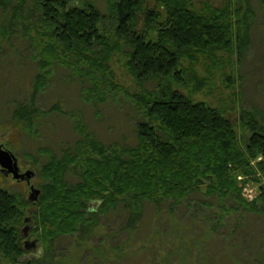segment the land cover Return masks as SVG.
Returning a JSON list of instances; mask_svg holds the SVG:
<instances>
[{"label": "trees", "instance_id": "trees-1", "mask_svg": "<svg viewBox=\"0 0 264 264\" xmlns=\"http://www.w3.org/2000/svg\"><path fill=\"white\" fill-rule=\"evenodd\" d=\"M71 2L38 0L52 41L43 45V58L37 63L38 73L28 101L18 103L12 116L32 128L36 115L53 110V106L42 110L36 98L45 86L49 68L60 61L64 51L82 60L91 77L97 73L109 76L112 80L104 86L118 90L110 63L125 44V68L141 86L137 94L130 93L137 99L143 117L135 124L137 142L123 147L106 144L74 119L73 127L81 138L74 148H62L60 155L50 154L40 165V194L35 203L27 201L31 209L27 211L18 195L0 187V264H44L48 257L51 262L55 241L71 235H76L82 245V259L87 264H112L118 258L124 259L120 250L108 251L102 243L88 247L102 225L101 218L119 204L126 211L121 228L132 234L139 229L143 201L159 209L162 202L171 200L173 205L194 191L216 196L219 201L229 197L243 210L264 212V126L258 112L238 110L239 120L248 132L246 141L241 142L224 107L194 101L169 82H158L159 91L142 87L152 77L184 82L183 59L192 65L198 55L206 57L219 51L229 53L228 61L233 51L240 56L250 41V1L225 0L216 5L205 1L196 5L194 0H153L154 5L148 7L147 0H111L108 8L115 27L110 38L102 31L103 14L94 2ZM11 3L0 0V7L6 9ZM139 19L142 28L137 31ZM94 43L101 49L93 51ZM207 82V78L193 75L190 91L202 90ZM88 93L92 99L94 92ZM98 99L102 103L106 96ZM258 156L259 171L250 163ZM68 173L76 174L74 183L68 180ZM247 178L258 183L252 200L242 195ZM25 218L32 219L29 234L36 236L37 253L30 256L27 254L32 249L24 248L21 233ZM166 238L156 239L150 247L153 252H147V242L140 238L133 264H221L217 256L223 252L212 254L204 243H193L186 231L173 230ZM172 240L175 245L179 242L176 247L171 246ZM88 249L90 253H83ZM63 256L61 253L59 261Z\"/></svg>", "mask_w": 264, "mask_h": 264}, {"label": "rangeland", "instance_id": "rangeland-1", "mask_svg": "<svg viewBox=\"0 0 264 264\" xmlns=\"http://www.w3.org/2000/svg\"><path fill=\"white\" fill-rule=\"evenodd\" d=\"M83 1L72 0L71 3L81 5ZM89 1L94 2L102 12V31L110 38L115 27L108 8L111 0ZM194 1L196 5L205 1L216 5L225 0ZM249 1L253 9L250 41L240 56L233 51L232 60L228 61L229 53L219 51L206 57L198 55L192 65L183 59L184 82L177 84L172 78L165 77L157 81L152 77L142 84L146 90L159 91L158 82H169L174 89L194 101L224 107L235 123L241 142L246 141L248 132L239 120V109L256 110L264 126V1ZM233 2L237 3L236 0ZM146 5L153 6V0H147ZM141 28L142 19H139L137 31ZM49 33L38 0H12L6 9L0 7V143L14 153L21 169L34 171L31 183L35 188L42 183L39 167L48 156L60 155L62 148H74L81 138L79 130L73 127L74 119L102 142L123 147L136 144L135 124L143 118L137 99L130 95L137 94L141 86L125 68L123 52L128 47L123 44L121 53H117L110 63L113 81L120 86L118 90L110 91L104 86L112 80L109 76L101 77L97 73L95 78L91 77L82 60L64 51L60 53V61L49 68L45 86L36 98L37 106L42 110L50 106L53 110L36 115L32 128L14 119L13 109L18 103L27 102L33 90L34 76L38 73L37 63L43 58V45L52 41ZM91 49L98 51L101 45L94 43ZM193 75L209 81L202 90L190 91ZM89 91L94 92L92 99ZM100 95L106 96L102 103L98 99ZM254 166L259 171L256 164ZM67 178L74 183L77 176L68 173ZM246 182L253 186L252 193H257L258 183L249 178ZM0 187L18 195L27 211L33 207L27 203L29 186L25 180H15L0 171ZM244 198L251 199L248 194ZM170 203L171 200L164 201L156 209L152 203L143 201L144 214L139 229L133 234L121 228L126 211L119 204L101 218L102 225L88 247L102 243L108 251L120 250L123 253L125 260L118 258L112 264H133L132 257L138 255L137 241L140 238L147 242V252H153L150 247L155 245L157 238L168 240L166 237L173 230H178L188 232L193 243H204L212 254L223 252L224 255L217 256L221 264H233L235 260L240 264H264L263 211L243 210L229 197L219 201L216 196L207 197L201 191H194L173 205ZM27 223L31 225L32 219ZM174 226L178 228L174 229ZM29 237L30 240L36 239L34 233H30ZM175 243L172 240L171 246L176 247L179 242ZM54 247L55 258H51L50 262L48 257L44 264L88 262L82 259V245L78 244L76 235L57 239ZM85 252L90 253V249ZM35 253L36 247L27 255ZM61 253L64 256L59 261ZM94 259L97 260V256Z\"/></svg>", "mask_w": 264, "mask_h": 264}, {"label": "water", "instance_id": "water-1", "mask_svg": "<svg viewBox=\"0 0 264 264\" xmlns=\"http://www.w3.org/2000/svg\"><path fill=\"white\" fill-rule=\"evenodd\" d=\"M0 171L6 175L10 174L15 180H26L27 182H29L34 175V171L31 169L20 172L16 156L2 143H0ZM29 189V200L35 203L38 200L40 189L35 188L33 185H30ZM24 221L25 224L21 228V233L24 237V248L29 251L36 247V239L30 240L29 231L31 226L27 223L29 219L25 218Z\"/></svg>", "mask_w": 264, "mask_h": 264}, {"label": "built area", "instance_id": "built-area-1", "mask_svg": "<svg viewBox=\"0 0 264 264\" xmlns=\"http://www.w3.org/2000/svg\"><path fill=\"white\" fill-rule=\"evenodd\" d=\"M261 160V156H258V157H256V158H253V159H251L250 160V163H251V165L255 168V164H257V162H259ZM242 178H244V177H242V176H238V179H242ZM243 180V179H242ZM249 186H251L248 182H244L243 183V185H242V195H243V197H244V195L245 194H248V196L251 198V199H247V200H252V199H254L255 198V196H256V194L257 193H252V191H253V186H251V187H249ZM257 190H258V188H257Z\"/></svg>", "mask_w": 264, "mask_h": 264}, {"label": "flooded vegetation", "instance_id": "flooded-vegetation-1", "mask_svg": "<svg viewBox=\"0 0 264 264\" xmlns=\"http://www.w3.org/2000/svg\"><path fill=\"white\" fill-rule=\"evenodd\" d=\"M18 160V159H17ZM26 169H21V167L19 166V171L20 172H24ZM6 175V174H5ZM7 176H10L11 177V175L10 174H8ZM35 176V173H34V175L32 176V178ZM32 178L30 179V181L29 182H27L26 180V183H27V185L30 187V185H33L32 183H31V180H32ZM19 181V180H18ZM29 196H30V189H29Z\"/></svg>", "mask_w": 264, "mask_h": 264}]
</instances>
